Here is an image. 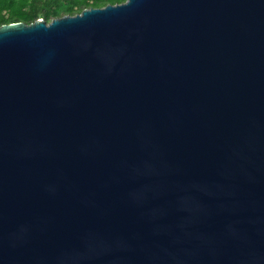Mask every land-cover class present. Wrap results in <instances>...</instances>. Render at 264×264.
<instances>
[{"label": "water", "instance_id": "water-1", "mask_svg": "<svg viewBox=\"0 0 264 264\" xmlns=\"http://www.w3.org/2000/svg\"><path fill=\"white\" fill-rule=\"evenodd\" d=\"M0 264H264V0L1 25Z\"/></svg>", "mask_w": 264, "mask_h": 264}, {"label": "trees", "instance_id": "trees-1", "mask_svg": "<svg viewBox=\"0 0 264 264\" xmlns=\"http://www.w3.org/2000/svg\"><path fill=\"white\" fill-rule=\"evenodd\" d=\"M125 0H0V26L12 22L32 23L42 17L46 20L60 14H76L85 8L102 7Z\"/></svg>", "mask_w": 264, "mask_h": 264}, {"label": "rangeland", "instance_id": "rangeland-1", "mask_svg": "<svg viewBox=\"0 0 264 264\" xmlns=\"http://www.w3.org/2000/svg\"><path fill=\"white\" fill-rule=\"evenodd\" d=\"M63 14H60V16H62ZM42 17L38 18V19H41ZM52 19H49L48 21H51Z\"/></svg>", "mask_w": 264, "mask_h": 264}]
</instances>
